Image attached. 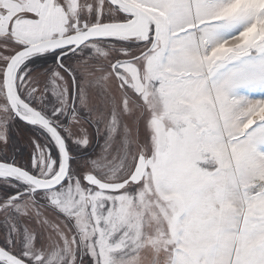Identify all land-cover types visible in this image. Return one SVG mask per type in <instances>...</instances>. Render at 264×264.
<instances>
[{"label": "rangeland", "instance_id": "374dc122", "mask_svg": "<svg viewBox=\"0 0 264 264\" xmlns=\"http://www.w3.org/2000/svg\"><path fill=\"white\" fill-rule=\"evenodd\" d=\"M125 1L156 25L147 39L67 50L61 65L77 74L75 99L58 53L16 68L17 94L57 127L70 169L45 192L0 174V247L28 264H264V211L251 204H264V122L237 142L231 130L233 108L264 96V47L257 59L246 48L239 58L212 48L210 58L207 48L252 28L262 13L247 9L264 0ZM130 18L106 0H0V162L48 180L62 165L53 137L11 110L3 78L12 56ZM73 104L92 124L70 115ZM141 154L148 169L136 185L107 193L84 181H124Z\"/></svg>", "mask_w": 264, "mask_h": 264}, {"label": "water", "instance_id": "95a60500", "mask_svg": "<svg viewBox=\"0 0 264 264\" xmlns=\"http://www.w3.org/2000/svg\"><path fill=\"white\" fill-rule=\"evenodd\" d=\"M111 6L116 7L122 11L128 12L131 19L125 22L106 23L92 26L82 32L68 35L65 37L44 40L34 45L26 46L24 49L17 52L9 60L4 71V90L7 101L11 107L14 115L22 122L34 126H40L47 130L53 137L59 148L62 165L59 174L56 178L48 180L39 178L32 173L24 170L14 164L0 162V174H8L14 178L31 186L32 192H45L61 186L66 180L70 169V154L66 142L58 130L52 126L49 121L37 110L27 104L17 94L13 80L16 68L18 65L27 59L34 56L54 54L62 52L58 56V63L61 64V59L69 53V49L75 51L84 45L103 39H147L151 32V25H156L155 20L142 11L141 9L129 4L125 0H106ZM156 28H154L155 30ZM146 53V52H145ZM144 53V54H145ZM142 54L141 56H143ZM23 109L31 114L32 117L24 116L19 109ZM148 169V161L144 155H140L133 173L124 181L121 182H105L99 179L94 174H87L84 181L100 191L107 193H118L128 187L130 184H138L144 179V175ZM14 198H19L17 195ZM0 261L7 264H28L24 260L6 251L0 247Z\"/></svg>", "mask_w": 264, "mask_h": 264}, {"label": "crops", "instance_id": "0c3cea01", "mask_svg": "<svg viewBox=\"0 0 264 264\" xmlns=\"http://www.w3.org/2000/svg\"><path fill=\"white\" fill-rule=\"evenodd\" d=\"M128 2V1H127ZM130 4V2H129ZM132 5V4H131ZM137 8H140L141 6H136L133 5ZM141 10H144L142 8H140ZM250 11L255 12L256 14H258L259 12H261L262 14L260 15L261 19L252 26V28L249 29H241L239 31H236L235 33H233L232 38L231 35L230 36H226L223 40L218 39L219 41L216 42L217 46H208V52L209 55L211 54L210 58L213 56V53L215 52L216 56L219 54H222L223 52L227 53V56H231V55H235L236 58H239L243 55V51L242 49L246 48V51H248L253 57H255V59L259 58V56L257 55L258 51V47H260L262 45V47H264V42L263 40L260 41L257 45H255L256 40L253 38L254 34L258 35V39L262 38L264 39V3L260 6L259 10H255V9H247ZM145 11V10H144ZM146 13V12H145ZM246 13H248L246 11ZM149 15V14H148ZM214 27H212L211 29H209L210 32H214L216 33V35H219V32L223 31L222 27H219L217 29H213ZM205 32L207 28H204ZM221 37V35H220ZM213 48V51L211 50ZM264 56V55H263ZM251 57L248 56L247 57V61H250V59H248ZM217 58L215 59V63H217ZM250 105V107L246 106L244 103H241L240 105L236 106L233 108V112L231 114V118H232V124H231V130H235V133L232 134L233 135V141H240V137L241 135H243L244 133H247L250 131V129L254 128L255 125L260 124L261 122H264V96H259V97H251L250 101L247 102ZM225 109V106H223ZM244 111H255V113H253L250 117V120L246 121H241V118L239 117V114L244 112ZM234 121V124H233ZM251 121H253V123H251ZM242 124V129L241 131L237 132V125L238 124ZM251 123V124H250ZM240 132V133H239ZM259 133H256L255 136V141H259ZM260 163L264 166V156L261 160H259ZM251 204L255 205L256 207H259L261 210L264 211V204L263 205H259L257 202H251ZM250 204V205H251ZM231 222H233L231 220ZM235 223H237V221H235Z\"/></svg>", "mask_w": 264, "mask_h": 264}, {"label": "flooded vegetation", "instance_id": "af4514ba", "mask_svg": "<svg viewBox=\"0 0 264 264\" xmlns=\"http://www.w3.org/2000/svg\"><path fill=\"white\" fill-rule=\"evenodd\" d=\"M150 34V33H149ZM149 37V36H148ZM62 52H59L58 53V55L56 56V57H53V59L57 62V64H59V66L61 65L60 63H58V56L61 54ZM66 56V55H65ZM51 57V56H50ZM62 60H63V58L61 59V62H62ZM60 67H64L65 69H67V71H66V73H67V75L70 77V79L72 80V84H73V87H74V99H75V94H76V83H77V79H78V77H77V74L76 73H74L73 72V70H71V69H68V68H66L65 66H63V64L60 66ZM32 107V106H31ZM33 108V107H32ZM35 109V108H34ZM19 110H21V108L19 109ZM35 110H37V109H35ZM38 112H40L39 110H37ZM21 112V111H20ZM48 121H49V123L52 125V126H54L53 124H52V122L48 119V117L44 114V113H42V112H40ZM14 114V113H13ZM70 115H76V116H78L79 114H78V112L75 110V107H74V104H73V106H72V108H71V110H70ZM15 116V115H14ZM80 117H82L84 120H86L87 122H88V124H92L91 123V121L89 120V119H87V118H84L83 116H81V115H79ZM16 117V116H15ZM17 118V117H16ZM28 125H30V124H28ZM37 127H40V126H37ZM55 127V126H54ZM40 128H42V127H40ZM56 129H57V127H55ZM44 129V128H43ZM45 130V129H44ZM58 130V129H57ZM45 131H47V130H45ZM58 132H59V130H58ZM60 133V132H59ZM61 134V133H60ZM62 136V135H61ZM63 137V136H62ZM142 155V154H141ZM18 180V179H17ZM19 181V180H18ZM21 182V181H20ZM24 183V182H23ZM31 187V186H30ZM32 189V188H31ZM32 191V190H31ZM17 196V195H16ZM16 196H14V197H16ZM20 196V195H19Z\"/></svg>", "mask_w": 264, "mask_h": 264}, {"label": "built area", "instance_id": "2783aa9c", "mask_svg": "<svg viewBox=\"0 0 264 264\" xmlns=\"http://www.w3.org/2000/svg\"><path fill=\"white\" fill-rule=\"evenodd\" d=\"M260 186H262V189H264V183H261V185Z\"/></svg>", "mask_w": 264, "mask_h": 264}, {"label": "trees", "instance_id": "16d2710c", "mask_svg": "<svg viewBox=\"0 0 264 264\" xmlns=\"http://www.w3.org/2000/svg\"><path fill=\"white\" fill-rule=\"evenodd\" d=\"M53 55V54H50V56ZM0 263H3V264H7L6 262H0Z\"/></svg>", "mask_w": 264, "mask_h": 264}, {"label": "bare ground", "instance_id": "6f19581e", "mask_svg": "<svg viewBox=\"0 0 264 264\" xmlns=\"http://www.w3.org/2000/svg\"><path fill=\"white\" fill-rule=\"evenodd\" d=\"M259 185H261V183Z\"/></svg>", "mask_w": 264, "mask_h": 264}]
</instances>
